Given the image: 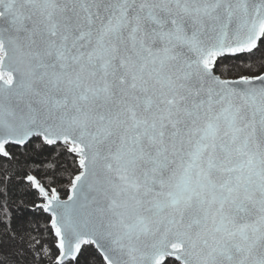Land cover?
Here are the masks:
<instances>
[{
  "label": "snow or ice",
  "instance_id": "snow-or-ice-1",
  "mask_svg": "<svg viewBox=\"0 0 264 264\" xmlns=\"http://www.w3.org/2000/svg\"><path fill=\"white\" fill-rule=\"evenodd\" d=\"M0 264H264V0H0Z\"/></svg>",
  "mask_w": 264,
  "mask_h": 264
}]
</instances>
